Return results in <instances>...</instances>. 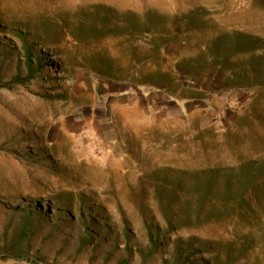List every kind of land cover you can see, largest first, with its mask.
Instances as JSON below:
<instances>
[{
	"label": "rangeland",
	"instance_id": "1",
	"mask_svg": "<svg viewBox=\"0 0 264 264\" xmlns=\"http://www.w3.org/2000/svg\"><path fill=\"white\" fill-rule=\"evenodd\" d=\"M0 264H264V0H0Z\"/></svg>",
	"mask_w": 264,
	"mask_h": 264
},
{
	"label": "trees",
	"instance_id": "2",
	"mask_svg": "<svg viewBox=\"0 0 264 264\" xmlns=\"http://www.w3.org/2000/svg\"><path fill=\"white\" fill-rule=\"evenodd\" d=\"M31 262H35V263H44L45 261H43V259H41L40 257H33L32 259H30Z\"/></svg>",
	"mask_w": 264,
	"mask_h": 264
}]
</instances>
